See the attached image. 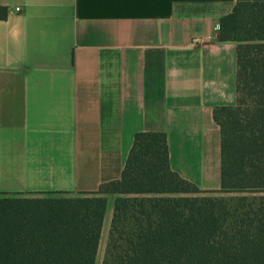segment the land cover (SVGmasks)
I'll list each match as a JSON object with an SVG mask.
<instances>
[{
  "label": "crops",
  "instance_id": "obj_1",
  "mask_svg": "<svg viewBox=\"0 0 264 264\" xmlns=\"http://www.w3.org/2000/svg\"><path fill=\"white\" fill-rule=\"evenodd\" d=\"M235 4L0 0V195L95 191L121 177L140 131L165 132L171 168L219 190L213 112L237 100V43L219 28Z\"/></svg>",
  "mask_w": 264,
  "mask_h": 264
},
{
  "label": "trees",
  "instance_id": "obj_2",
  "mask_svg": "<svg viewBox=\"0 0 264 264\" xmlns=\"http://www.w3.org/2000/svg\"><path fill=\"white\" fill-rule=\"evenodd\" d=\"M219 37L237 43L236 103L213 112L221 188L174 171L165 132H137L121 177L95 191L0 195V264H96L108 194L102 264H264V0H236Z\"/></svg>",
  "mask_w": 264,
  "mask_h": 264
},
{
  "label": "rangeland",
  "instance_id": "obj_3",
  "mask_svg": "<svg viewBox=\"0 0 264 264\" xmlns=\"http://www.w3.org/2000/svg\"><path fill=\"white\" fill-rule=\"evenodd\" d=\"M46 195V194H45ZM45 195H38V196H29V197H39V196H45ZM13 196H15V195H13ZM103 249H104V247H102ZM103 253L102 252H100V254H99V256H98V258H97V261H96V264H102V260H103Z\"/></svg>",
  "mask_w": 264,
  "mask_h": 264
},
{
  "label": "built area",
  "instance_id": "obj_4",
  "mask_svg": "<svg viewBox=\"0 0 264 264\" xmlns=\"http://www.w3.org/2000/svg\"><path fill=\"white\" fill-rule=\"evenodd\" d=\"M16 10H18V11H19V10H21V8H20V7H16Z\"/></svg>",
  "mask_w": 264,
  "mask_h": 264
}]
</instances>
